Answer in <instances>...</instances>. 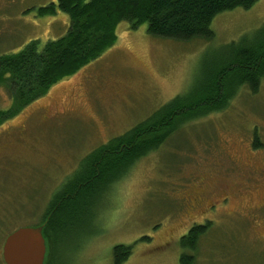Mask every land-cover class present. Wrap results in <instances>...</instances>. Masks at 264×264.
<instances>
[{"label": "rangeland", "instance_id": "rangeland-1", "mask_svg": "<svg viewBox=\"0 0 264 264\" xmlns=\"http://www.w3.org/2000/svg\"><path fill=\"white\" fill-rule=\"evenodd\" d=\"M51 2L0 0V55L66 33L64 14L36 15ZM263 24L264 0L218 14L208 41L157 38L122 21L113 46L21 108L0 82V110L15 108L0 124V250L11 231L40 224L84 158L206 82L231 44L252 41ZM186 196L201 202L189 209ZM206 223L193 264H264V77L256 92L243 86L222 111L182 124L81 224L51 232L53 254L61 264H112V247L131 245L122 264H180V238Z\"/></svg>", "mask_w": 264, "mask_h": 264}, {"label": "trees", "instance_id": "trees-1", "mask_svg": "<svg viewBox=\"0 0 264 264\" xmlns=\"http://www.w3.org/2000/svg\"><path fill=\"white\" fill-rule=\"evenodd\" d=\"M255 2L54 0L38 8L36 15L64 14L69 20L66 33L44 45L32 40L17 53L0 55V82L8 81L7 91L19 109L113 46L117 39L116 27L122 21L132 30L145 25L146 32L157 38L208 41L214 36L210 25L218 14L236 8L248 9ZM247 39H241L239 45L231 44L230 59L212 70L206 82L196 83L185 94L177 95L143 122L98 147L80 162L75 173L51 198L41 218L39 225H43L47 249L44 264H61L53 254L58 241H53L51 232L81 224L97 197L110 191L136 161L157 149L182 124L222 111L239 88L246 86L252 93L257 91L264 77V24L252 41ZM14 109L0 110V124L13 116ZM253 146H260L256 136ZM208 226L209 223L195 225L180 238V264H193V252ZM131 247L113 246L112 264L125 262Z\"/></svg>", "mask_w": 264, "mask_h": 264}, {"label": "water", "instance_id": "water-1", "mask_svg": "<svg viewBox=\"0 0 264 264\" xmlns=\"http://www.w3.org/2000/svg\"><path fill=\"white\" fill-rule=\"evenodd\" d=\"M43 225L19 227L6 235L0 250L3 264H44Z\"/></svg>", "mask_w": 264, "mask_h": 264}, {"label": "flooded vegetation", "instance_id": "flooded-vegetation-1", "mask_svg": "<svg viewBox=\"0 0 264 264\" xmlns=\"http://www.w3.org/2000/svg\"><path fill=\"white\" fill-rule=\"evenodd\" d=\"M185 199V205L186 207H188L189 209H194V207L198 204V201L200 200L199 197H192L191 199H189L187 196ZM201 201H199L200 203Z\"/></svg>", "mask_w": 264, "mask_h": 264}, {"label": "bare ground", "instance_id": "bare-ground-1", "mask_svg": "<svg viewBox=\"0 0 264 264\" xmlns=\"http://www.w3.org/2000/svg\"><path fill=\"white\" fill-rule=\"evenodd\" d=\"M174 132V131H173Z\"/></svg>", "mask_w": 264, "mask_h": 264}]
</instances>
